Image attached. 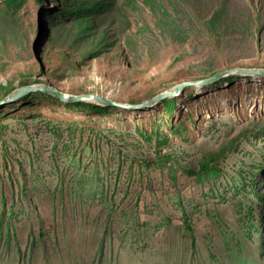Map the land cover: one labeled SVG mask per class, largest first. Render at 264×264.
<instances>
[{
	"label": "rangeland",
	"instance_id": "374dc122",
	"mask_svg": "<svg viewBox=\"0 0 264 264\" xmlns=\"http://www.w3.org/2000/svg\"><path fill=\"white\" fill-rule=\"evenodd\" d=\"M242 69L264 0H0V101L41 87L0 105V264H264V74ZM180 83L140 110L54 95Z\"/></svg>",
	"mask_w": 264,
	"mask_h": 264
},
{
	"label": "water",
	"instance_id": "95a60500",
	"mask_svg": "<svg viewBox=\"0 0 264 264\" xmlns=\"http://www.w3.org/2000/svg\"><path fill=\"white\" fill-rule=\"evenodd\" d=\"M238 72H242L244 74H253V75H259V74H264V70L261 69H242V70H237ZM226 73V72H225ZM224 74V73H223ZM222 73H216L214 74L212 77L207 78L205 80L200 81L197 84H201V85H206V84H210L214 81H216L219 77H221L223 75ZM190 83H180L177 84L157 95H155L154 97L139 103V104H128V103H121V102H116V101H112V100H108L106 98H102L100 96L97 95H93V94H79V95H65L62 92H55L54 95L59 97V99L61 101L64 102H78V101H82V100H86V99H92L94 101L99 102L101 105L103 106H117L120 108H124V109H131V110H140V109H145V108H149L159 102H161L162 100H165L167 98H174L177 95H179V93L182 91L183 87L188 85ZM41 89L40 86H24L21 88H18L16 90H14L9 96H7L6 98L2 99L0 101V105H5L7 103L13 102L15 100H17L19 97L39 90Z\"/></svg>",
	"mask_w": 264,
	"mask_h": 264
},
{
	"label": "trees",
	"instance_id": "16d2710c",
	"mask_svg": "<svg viewBox=\"0 0 264 264\" xmlns=\"http://www.w3.org/2000/svg\"><path fill=\"white\" fill-rule=\"evenodd\" d=\"M80 26H82L81 22L79 23V27ZM170 100L173 101V99H170ZM169 170H170L171 176L174 178L175 177V170L173 168H170ZM185 172L190 173V171H187V170H185ZM216 174H217V171H216L215 167H213V168L204 169L202 171H198L196 173V178H197V180H204V178L206 176L210 177V176H214Z\"/></svg>",
	"mask_w": 264,
	"mask_h": 264
},
{
	"label": "bare ground",
	"instance_id": "6f19581e",
	"mask_svg": "<svg viewBox=\"0 0 264 264\" xmlns=\"http://www.w3.org/2000/svg\"><path fill=\"white\" fill-rule=\"evenodd\" d=\"M231 24H233V23H231ZM238 25V24H237ZM234 27V26H233ZM238 31V30H237ZM233 32V31H232ZM236 36V35H235ZM228 45V44H227ZM225 75H229L230 73L229 72H226V73H224ZM246 88H248V87H246ZM238 92V91H237ZM233 93V92H232ZM224 94V93H223ZM212 97H214V96H212ZM94 101V100H93ZM145 100H143V102H144ZM251 101V100H250ZM245 102V101H244ZM247 102V101H246ZM216 104V103H215ZM242 104V103H241ZM245 111V110H244ZM246 113V112H245ZM240 131V130H239ZM263 132V131H262ZM239 133V132H238ZM236 134H237V132H236ZM240 134V133H239ZM257 135V134H256ZM254 137V136H253ZM244 139H246V138H244ZM248 142V141H247ZM250 144V143H249ZM240 145V144H239ZM245 149V148H244ZM248 153V152H247ZM239 170V169H238Z\"/></svg>",
	"mask_w": 264,
	"mask_h": 264
}]
</instances>
